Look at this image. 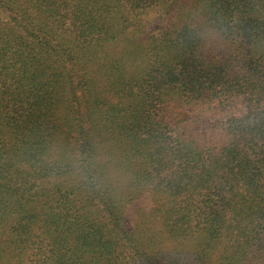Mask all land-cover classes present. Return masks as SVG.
Returning <instances> with one entry per match:
<instances>
[{
	"label": "trees",
	"instance_id": "1",
	"mask_svg": "<svg viewBox=\"0 0 264 264\" xmlns=\"http://www.w3.org/2000/svg\"><path fill=\"white\" fill-rule=\"evenodd\" d=\"M0 264H264V0H0Z\"/></svg>",
	"mask_w": 264,
	"mask_h": 264
}]
</instances>
